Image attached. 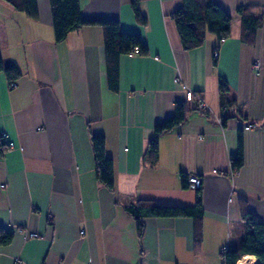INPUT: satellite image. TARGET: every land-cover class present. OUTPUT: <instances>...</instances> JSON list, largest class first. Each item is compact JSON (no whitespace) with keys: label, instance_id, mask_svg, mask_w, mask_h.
<instances>
[{"label":"crops","instance_id":"obj_1","mask_svg":"<svg viewBox=\"0 0 264 264\" xmlns=\"http://www.w3.org/2000/svg\"><path fill=\"white\" fill-rule=\"evenodd\" d=\"M214 1L232 17L231 36L186 51L172 18L184 0H140L143 26L131 0H80L83 18L118 20L148 48L120 57L114 90L100 26L56 42L49 0H38L37 19L0 0V56L21 72L14 87L0 72V135L14 144L0 157V227L13 236L0 264H225L248 230L241 204L264 223V0ZM241 5L263 17L253 44L242 39ZM194 95L206 111L162 134L147 158L156 125ZM240 134L244 164L233 172ZM95 135L114 161V192L96 178ZM183 173L203 180L202 223L146 217L140 238L124 207L137 198L194 205Z\"/></svg>","mask_w":264,"mask_h":264},{"label":"trees","instance_id":"obj_2","mask_svg":"<svg viewBox=\"0 0 264 264\" xmlns=\"http://www.w3.org/2000/svg\"><path fill=\"white\" fill-rule=\"evenodd\" d=\"M15 10L25 13L31 19L39 17L38 0H3ZM53 20V30L56 42H63L71 32H75L89 25H98L103 30V39L106 53L109 86L119 88V60L123 55L133 54L136 50L140 55H147L148 48L140 35L126 32L121 28L120 22L115 19H85L82 15L80 0H49ZM131 7L135 20L140 25H146L147 19L140 7V0H131ZM257 6H239L237 13L242 21V39L253 44L258 28L263 24V17L255 14ZM184 50L190 51L201 47L208 35H214L219 41L231 36L232 17L214 0H184V4L172 13ZM216 62V60H215ZM0 72H4L8 81L15 83L21 75L17 66H5L0 56ZM221 91L226 93L229 88L221 81ZM194 101L178 102L174 114L163 123L156 125L154 136L150 139L146 156L150 160L158 155L159 139L164 133L171 132L182 125L189 114L198 110L196 95ZM264 124V123H263ZM254 125V124H253ZM92 149L94 154L95 174L97 180L109 191H115L114 161L106 153V140L102 135L92 136ZM9 143L0 135V157L9 149ZM244 164V138L238 137V151L231 156L233 172L238 171ZM183 173L182 185L188 188L187 177ZM137 224L139 237L145 231L146 217L193 218L198 224L204 218V208L201 199V188L197 190L195 204L192 206L161 204L151 198H137L124 207ZM241 217L247 227L246 236L238 251L224 253L225 264H236L241 255H254L259 264H264V223L256 214L251 212L246 203L241 204ZM201 233V232H200ZM200 233L197 241L200 242ZM12 234L0 227V245H7L12 240Z\"/></svg>","mask_w":264,"mask_h":264},{"label":"built area","instance_id":"obj_3","mask_svg":"<svg viewBox=\"0 0 264 264\" xmlns=\"http://www.w3.org/2000/svg\"><path fill=\"white\" fill-rule=\"evenodd\" d=\"M134 53H138V51L136 50ZM219 50H216L214 52V58L217 60L219 58ZM261 63L260 61H255L253 63V69L257 72L259 70H261ZM11 87L16 86V83H11L10 84ZM194 101V98H191V102ZM198 107L200 110L202 111H206V105L203 101H200L198 103ZM255 125H249L247 127H245V129H251L253 128ZM2 138H4L8 143L10 148L13 147V142H11L8 138H7V134L6 133H1ZM187 181L190 187H192L193 189H200L202 187L203 184V180L199 175L196 174H189L187 177ZM30 237H35L37 236L35 233H31L29 235ZM227 250H225L224 252H226ZM236 264H259L258 263V259L254 256V255H242L240 256L239 260L237 261Z\"/></svg>","mask_w":264,"mask_h":264}]
</instances>
